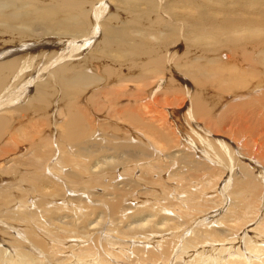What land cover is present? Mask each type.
<instances>
[{
	"label": "bare ground",
	"instance_id": "obj_1",
	"mask_svg": "<svg viewBox=\"0 0 264 264\" xmlns=\"http://www.w3.org/2000/svg\"><path fill=\"white\" fill-rule=\"evenodd\" d=\"M179 2H181L180 6L184 9V12L182 10L172 13L175 14V18L179 19L180 17L184 21L186 35L183 34V36L185 35V39L187 38L185 42L188 39L190 40L189 42L194 41V44L196 43L202 51L201 55H199L200 58L197 57L200 59L199 61L187 62L186 60L185 63H181L180 61L181 64L179 67L181 69L178 68L177 71V69L173 70L172 68L167 67L170 65V61H172L173 58H175V60L173 59L174 61H179L180 57L178 58L175 56V51H170V49L172 48L176 50L178 48L177 41L181 34V28L180 25L169 21L170 19H168L162 12L160 13L161 10L159 9L160 4L158 0H0L1 35H3L5 31H13L16 34L18 33L20 35L19 37L22 39H26L25 35L28 34L24 33L23 30L27 31L28 29L30 31L32 27V29H35L34 25H40L44 29L50 31L48 37H50L49 35L52 36V34H50L51 31L53 33L56 32L54 34L56 36L57 34L59 35V33L63 34V36H69L65 41L62 40L64 41L63 43L58 41L60 38L58 40H56L55 37L49 39V43L45 44L44 47H54L57 44L62 46L63 44V50H60L59 52L57 51L58 49L55 51L52 50V52H46L43 50L45 54L48 53V56L43 63H40L41 60L32 61L36 58L35 56L38 55L31 54L27 58L29 52L36 48L35 45L24 46L17 50L16 46L10 47L2 43L4 40L1 39L2 36L0 35V138L2 139V137H6L13 132L10 135V137L12 136L10 140L8 138L9 136L7 137L10 142L6 145L10 148H14L12 151L18 150L15 157L12 159L17 164L15 166L11 165L9 171L6 173L9 175L11 174V177L15 176L17 178V176L24 175V173H21L22 170H20V167H31L27 175L25 174L26 176H22V181L20 182L19 180L18 182L19 184L24 182V186L26 185L35 195V192H39V197L41 198L36 201L37 207L44 212L48 217V220L55 223L58 227L54 228V225H52L51 230L48 228L50 231H39L37 230L38 227L36 224H32L41 221L38 211H26L27 209L23 211L20 209L16 214H12L7 208L3 210L2 206L8 207L9 203L11 205L12 201L16 200L19 193L17 194L16 192L18 189L12 191L9 187H4L5 185H3V182L9 180L10 178L8 177L10 176H4V173H0V187L1 185L3 186V188H0V213L7 219L13 218L16 222V224H12L11 222H5L4 219H2V222L6 223V230L0 231V242L7 246V248H1L0 246V264L132 263L131 261L123 259V257H121L124 256L122 253L119 255L118 252V254L114 253L115 251L112 253L111 250L108 249L110 243V245H114L117 242L123 244L119 242L118 238H116L117 240L111 238V240H107V242L104 241L103 243V247H106L105 250H108L115 256V258H118L117 263L110 261L106 256L101 258V260L96 261L94 259L96 251L92 244L87 247H80V250L73 253L72 251H75L73 248L74 243H70L71 241L69 240L74 237L89 238L88 231L105 222L106 214L101 216V218H99L100 220H96L97 214L94 218L92 217L93 215H90L91 213L95 214V212H93L95 211V208H92L89 211V214L85 215L87 216L86 219L84 218V220L82 219L81 221V223H84L83 227H85L82 232L80 230L81 226H79L78 229L74 228L76 223H73L72 227L69 225L68 220L62 222L65 214H61L62 211H58V208L63 209L64 207H61V204L58 205L56 201L62 200V196H64V189H60L61 183H59L62 179H68V183L72 186L75 184H81V188L85 191H88L90 187L94 188L95 183H97V185L102 183L103 178L107 176L104 172L106 167L104 168L102 166L104 169L96 170L98 169V166L96 164L93 166L92 164L93 168H89L88 165L91 162L86 158L87 154L83 153L84 151L81 153L79 150L87 149L88 141L85 139L86 136L98 130H100L101 134L105 136L107 135L105 132H108V130L112 133H118L121 129L127 131V129L122 128L120 121H127L129 124L131 123L133 125V127H131L132 130L140 131L137 134L129 132L124 134L125 138L129 140V143L123 146L125 149L124 153H126L125 156L131 157L127 159L128 162L147 158H153V160H155L156 157L154 151L157 150L163 153L173 147L175 148L183 145L182 149L186 152L183 153V155L185 154L186 156L182 158L186 161L185 165H187V168L183 170L185 167H182L181 172H176L172 178L169 176V181L170 179H175V186H171V190L174 188L178 195L180 193H187L181 200L183 201V204L186 203L188 209L186 210L185 207L180 205L182 203H179V214L183 216V220L178 223L179 220L177 221V219L170 217V215L168 216V214L166 215V213H163V215L159 214L164 208L167 209L166 207H171L173 209L171 212L174 210L176 211L177 205L171 204L170 202L172 201H169L170 204L165 203L167 206L164 208H161L157 204L159 207L157 209L158 212H155L156 209H153L155 206L152 205V202L147 203L146 201V203H144L146 207H140L141 209L135 210L134 213L128 217L130 218L129 222L132 224L129 225L130 227L128 229L125 228L123 230L122 226L118 227V224H116L115 227L110 229L111 231L116 229L118 231L117 234L122 235V237L119 236L121 238L124 236L127 238L129 237L130 239V237L133 236V238L137 237L139 239L140 237H138V235L141 234L149 237L155 233V231L169 232V230L174 229L176 233L174 236H171V239L166 241L162 240L158 243L161 244L159 250L157 249L158 251H156L157 253L151 249L152 256L154 255L155 257H152L154 259L153 261L156 262L155 264L161 263L158 261H160L162 257L163 259H166L164 264H168V262H170L169 264H172V262L173 264H191V262L192 264H264V245H262L264 244V239H261L260 241V238H257L260 233L258 235L252 233V235L255 236H249L251 233L244 230V234L241 232L243 234L241 237L238 235L239 229H242L241 227L245 225V223H249L247 216L250 213L253 214L257 207L258 199H261L260 192H262L264 188V182L261 184V181L262 177H264V173H262L261 177L259 176V179H257L254 174H252L253 176L249 174L248 178L246 177L245 180L240 179L242 176L240 178H233L237 172L242 173L241 171H244L245 167L247 168L249 166L251 169L254 167L250 161H247L246 164L248 166H246V164H243L244 161L242 162V160H244V157L247 155L252 157L253 154L256 155L259 153L256 152L258 149L251 148L253 146H248L247 143L240 148L245 149V152L243 151V153L241 150L239 151V145L237 143L241 140L237 136L235 137L238 139L233 138L236 141L234 142L231 138L230 140L223 137V135L220 136L215 130H213L214 127H217V122L214 121L216 120L217 115L215 112L219 111L224 104L234 105L240 101L243 102L236 105L239 108L241 105L245 107V104L248 106L255 104L257 110L253 111V116H255L256 112L259 116L257 119L259 122L261 121V124H264L262 123L264 122V0H233V4L232 1L226 2L225 0H166L165 3L163 2V10L170 12L169 10H171L172 7L173 9L174 7H177L176 9H178L180 7L178 5ZM113 4L117 5L121 10L118 11L117 9L116 13H112ZM117 6L115 8H117ZM73 37H77V39H73ZM97 38H100V40L96 46V53H94L95 51L92 52L91 50L93 49H91L90 51L92 53L88 52V54H86L87 50L91 48L93 41ZM50 41H52V43ZM221 42H228V47L225 46L222 47V49L220 46ZM239 42H243L244 44H240ZM247 42H251L252 44L250 43V46H248L249 44L246 45ZM173 44H175L174 46L176 48H174V46L172 47ZM219 50V58H215V56H217L215 55L213 57L215 59H208V57H211ZM225 51L226 53H223ZM31 52L35 53L34 51ZM82 52L84 58L73 60L75 54L78 55V53ZM184 53L190 55L192 52L188 49ZM188 55H184V57L186 58ZM101 57H104V61L109 59L108 63L110 65L104 64L103 66L100 61L102 60L100 59ZM186 59H188V57ZM190 59L191 58L189 57V60ZM41 65H43V67H40L41 72H39L37 77H33V74L36 71L32 73V70ZM124 70H126V72H124ZM172 71L174 75H172ZM45 74H49V77L46 78ZM206 76L208 78L212 77V80L215 78L219 88H221L218 90V94L221 95V93H223L222 97L224 102L220 97L215 96V92L211 93V97H207L206 92L208 89L205 91L204 89L207 87H202V85H208L206 84ZM43 77H45L44 80ZM104 79L111 81L100 84V81ZM111 82H114V85L115 83L117 84V87L114 86V90H112L113 85H109ZM253 82H255V84L251 85ZM132 83L134 84L132 85V89H134L130 90V85ZM207 83H209V81ZM223 84H227L229 88L225 90ZM32 89L34 90V94L33 96H30V90ZM109 89H111L110 94H108ZM239 89H242L243 91H239ZM158 91H162L163 94H172L178 97V99L175 97V102L172 100L168 102L169 100L167 101L166 98L162 100L158 96L160 94L158 93L157 95ZM108 95L110 96L108 97ZM143 95L146 97L141 99V96ZM102 96L105 97L104 100L100 102L99 99ZM123 97L127 98L126 103L123 102L125 100ZM166 97H169V95ZM122 98L124 100H122ZM26 99H28V102L25 105H20L16 108L18 101L24 102ZM56 100H58V102ZM95 100L99 102V104L96 103V105H100L99 107L97 106V108L95 107L98 112L106 106V108L108 107L106 113L110 115V117L113 116L116 120L113 122L108 121L109 123H107L102 119L100 127L95 128L92 126L90 116L95 109L93 110L91 107L95 106L93 103ZM208 100L210 103H208ZM53 101L56 102L58 106L63 102V107L60 106L62 108L59 113L65 114L64 120L62 123L60 122L61 124H58L56 115L55 120H53L58 126L50 129L43 128L46 125L45 122L50 121L51 119L47 113L49 112V107L52 105ZM254 101L256 103H253ZM166 104H169L168 106H175H170L168 108L169 110H167L166 106L163 107ZM210 104L212 105L210 106ZM213 107V110L216 109L214 117L211 119H205L206 114L212 112L211 109ZM242 110L243 108L241 111ZM239 111H235V114H238ZM34 114L42 115L44 118H41V120L39 119L41 121L39 123L34 122L35 125L33 122L27 123V120H30ZM146 115L149 116V120L146 119V117H148ZM203 116L205 117L204 119L207 120L206 124L199 126L198 131L194 130L196 137L200 139L202 146L201 144H195L193 139L194 136L190 131L189 124H191V121L194 123L196 118H200V120L203 119ZM252 119H254V117H252ZM92 120L95 121V118L93 117ZM200 123V125H202L204 121H200ZM27 124H32L34 126L29 125V127H26ZM259 125L260 124L256 126L259 127ZM193 127L194 126H192V128ZM54 135L57 137V146L61 151V156L58 160L60 166H58V168L57 166H51L53 171H50L54 172L55 176L59 175V182L46 175L43 176V172L46 169L45 167H47L46 164L49 162V159L53 157L51 155L53 149L51 140ZM37 136H44L43 138L48 137L50 141L46 140V142H44L42 139L31 145L30 140H38V138H35ZM214 136H217V138ZM131 138H138L139 141L132 142ZM254 140L259 141L256 139ZM1 141L3 142V140ZM24 141L30 142L29 144L31 146H28V144L25 146L22 145ZM247 141L249 142L250 140ZM73 146H77L78 149L76 148L75 151L78 152H72ZM69 150L71 151L69 152ZM176 150H179V147ZM247 152L251 153L247 154ZM24 153L25 156L27 153H32V156L30 158H25L23 157L24 155H21ZM240 153L243 156H240ZM71 154L73 156H71ZM196 154L197 156L199 155L200 158L196 157ZM203 154H205V156H203ZM164 155L165 154H163V156ZM159 157L156 159L157 164L149 162V165L144 167L142 175L140 174V178H147L145 181L147 183H153V187L161 185V178H164L162 174H159L163 173L162 170L165 168L164 164H162L164 159H160ZM175 157L176 156L173 157V160L171 161L172 163L175 161ZM192 157H194V159ZM203 159L208 163L203 162ZM248 160H250V158H248ZM105 162L106 164H110L112 163V160L103 161V163ZM171 162L166 164V169H168L167 167H169ZM193 163H196V167L190 166V164ZM65 165L72 166V169L70 170L71 172H67L63 175L62 169ZM163 166L164 168H162ZM201 166H206L208 172L205 171V168H201ZM212 166H215L214 168L223 167V169L219 172L214 170ZM76 167H78L80 171L83 170V173L76 171ZM108 168L110 169L111 167L108 166ZM158 168H161V170ZM107 169L105 171H107ZM213 171H215V173ZM88 172L96 174V177L90 178L92 181L87 183L83 179L84 177L82 174L87 173L88 175ZM224 172L226 173L224 174ZM111 173H113L112 170L107 174L109 175ZM124 173L128 175L130 169L125 168ZM61 174L63 176H61ZM155 174H159V177L162 175V177L159 180H154L155 177L152 179V176ZM206 174L209 175V178H207L208 181L206 180L207 183L201 181L202 183L198 184L200 189H197L195 192L192 191V181H194L195 178H203ZM224 175L225 178L223 181L219 182L220 178ZM214 176L219 179H215L213 182L212 178ZM134 178L136 177L134 176ZM134 178L129 177V179H127L131 182L128 183L130 188H127L126 185L123 187V191L121 190V187V189L119 187V189L117 188L119 192L121 190L120 196L117 193V190H115L116 187L114 188V194H116L114 197L115 199L112 197V200L108 199L106 201V198L102 197L104 200L102 202L105 203L106 201L109 205L111 217L114 221L122 216L119 215L120 213L122 214L123 211L131 208L122 206L125 196H128L129 193H134L137 186L140 185L141 179L137 178L140 181L139 182ZM201 179H198L197 183H200ZM218 182L220 183L218 187L220 189L219 193L221 194L219 195L220 199H218L219 201L217 202L215 198V203L217 204L212 205V201V206H210L206 204L208 202V198L205 197L207 194L206 191L214 189L215 186V189H217ZM188 183L190 185H188ZM209 183L211 184L210 186L207 185ZM20 189L23 190L22 188ZM25 190H23V192H25L19 200H23L24 205L27 204L29 206L27 197L30 195V198L32 193L27 189ZM60 190H62L61 195L59 194ZM13 193H16L15 199L12 196ZM155 193L151 194L156 195ZM58 194L61 197L59 196L57 198ZM147 194L146 197H149ZM166 194L168 195V192ZM156 196L162 198L160 194ZM163 196V199L167 198L165 194ZM202 196L203 201H197V199ZM151 197L152 196L150 195V199ZM73 198L75 197H71L70 200H76ZM23 201L21 203H23ZM223 202H225V206L228 204L229 207L226 209L228 212L225 213V215H218L221 212H218V210L223 209L222 207L220 208V204L222 205ZM50 203H55V205L50 207ZM68 203H71V201ZM160 203L159 205H163ZM26 206L24 208H26ZM104 206L105 205H102V207ZM215 206L216 208L214 211L207 212L209 207L212 208ZM102 207L101 209H103ZM192 209L195 211L192 212ZM152 215L154 217L151 218L150 216ZM253 215L249 216L254 217ZM102 217L104 218L103 220ZM198 217L201 218L199 219ZM244 218L246 220H244ZM255 219L256 217H254V220ZM170 220H173L174 222H170ZM202 222L206 223L205 225L207 227L205 225L202 226H204V229L205 227L207 229H205V232L199 233L198 231L203 228H197L196 225ZM228 222H232V224H229ZM215 223H224V227L225 224H227V226L231 225L233 230L226 231L225 229H222V226H217L218 228H216V225L214 228L210 227L211 224ZM38 224L40 229L43 225L42 223ZM183 224L185 225L183 226ZM194 227L195 230L191 232L194 234H191V237L185 240L183 244L184 247L182 244H179V247L177 248V253L178 249L180 250L177 257L178 259H182V262L180 261L179 263L178 259L174 261L173 257L176 254V243L172 246L171 241L175 239L178 243V240L180 241L186 237L185 235ZM248 227L249 226L247 225V228ZM225 228L229 229L227 227ZM1 229L0 226V230ZM259 229L264 233L263 226ZM54 231H57V233ZM67 238L70 239L67 241ZM95 238L99 237L96 236ZM240 241L241 244L237 247L233 244L234 242L240 243ZM96 243H98L97 240L95 241V244ZM64 244L66 247L62 246ZM116 245L118 244H115V246ZM197 246L203 247L201 248L202 251L200 253H198L200 249L196 250ZM9 247L10 250H8ZM68 247V253L71 255L69 254L63 257H58L59 252L61 253L64 248ZM123 248L125 250V247ZM139 249V247H135L138 254L142 250ZM8 251L9 254H13L10 258H5ZM126 252H128L127 248ZM190 252H192V255H189ZM254 253H257L258 256H253ZM123 254H125V252ZM143 257L141 258L142 262L139 261L142 264L149 259L147 258L145 260ZM192 257L194 259L189 261L188 258ZM72 258L74 259L73 261ZM132 264H134V261Z\"/></svg>",
	"mask_w": 264,
	"mask_h": 264
},
{
	"label": "rangeland",
	"instance_id": "obj_2",
	"mask_svg": "<svg viewBox=\"0 0 264 264\" xmlns=\"http://www.w3.org/2000/svg\"><path fill=\"white\" fill-rule=\"evenodd\" d=\"M165 1L166 0H158V2H159V9L161 10H159L160 11V13L162 12L168 19H170L169 21H171V22H173V23H175V24H177V25H180V28H181V34H180V36H179V40L177 41V46H178V48L176 49V50H174V49H170V51H175V56H177L178 58H179V61L178 60H176V61H174L175 60V58H173L172 59V61H170V65L167 67V68H172L173 70H175V69H177V71H178V68L179 69H181L180 67H179V65L181 64V63H185V61L187 60V62H196V61H199L200 59V57H199V55H201V48L198 46V45H196V43L194 44V41L193 42H189L190 40L188 39L186 42H185V40L187 39H185V35H186V28H185V25H184V21H183V19H181L180 17H179V19H177V18H175V14H173L172 12H176V11H182L183 10V12H184V9H182V7L180 6V3L181 2H179V6L181 7H179L178 9H176L175 7H174V9H173V7L171 8V10H169L170 12H166V11H164L163 10V4L165 3ZM226 2H231L232 1V4H233V0H225ZM164 2V3H163ZM184 4V3H183ZM230 4V3H229ZM117 5H115V4H113V6H112V13L114 12V13H116L117 12V9H118V11L119 10H121V9H119V7L117 6V8H115ZM161 6V7H160ZM231 6V5H230ZM167 13V14H166ZM168 14H170V15H168ZM173 14V15H172ZM171 16V17H170ZM181 19V20H180ZM173 20V21H172ZM177 21V22H176ZM19 27H20V25H18ZM34 27H35V29H32L31 28V30L29 31L28 29H27V31H25V30H23L24 31V33H26V34H28V35H25L26 36V39L24 38V39H22L21 37H19L20 35L17 33H15V32H13V31H11V30H9V31H11V32H6L5 31V33L3 34V35H1L2 37H1V39H3L4 41L2 42V43H4V44H6L7 46H10V47H17V50H19V48H22V47H24V46H28V45H35L36 46V48L35 49H33V50H31V51H34L35 53H32L31 51L29 52V54L27 55V58H28V56L29 55H38V56H35L36 58L34 59V60H32V61H39V60H41V62L40 63H43L44 61H45V58L48 56V53H44L43 52V50L44 51H46V52H48V51H51L52 52V50L53 51H55V50H57L58 52L60 51V50H63V44H62V46L61 45H59V44H57L56 46H54V47H44V45L45 44H47V43H49L48 42V40L49 39H52V37H55L56 38V40H58L59 38H60V40H58L59 42H64L69 36L68 35H64L63 36V34H60L59 33V35L57 34V36L56 35H54L55 33H53L52 31H51V33L50 34H52V36L51 35H49L50 37H48V34H49V32L50 31H48L47 29H44L43 27H41L40 25H34ZM37 27V28H36ZM20 28H22V27H20ZM19 29V28H18ZM23 29V28H22ZM21 30V29H20ZM183 30V31H182ZM4 32V31H3ZM45 32H46V34H45ZM58 33V32H57ZM183 34H185L184 36H183ZM45 35V36H44ZM47 36V37H46ZM65 36H67V37H65ZM19 37V38H18ZM47 38V39H46ZM45 39H46V41H45ZM73 39H77V37H73ZM21 40V41H20ZM62 40H64V41H62ZM99 40H100V38H97L96 40H94L93 41V44H92V46H91V48H89V50H87V52H86V54H88V52L90 53L91 51L92 52H94V53H96V49H97V44H98V42H99ZM257 41V40H256ZM51 43H52V41H50ZM96 42V43H95ZM1 43V44H2ZM11 43V44H10ZM240 44H244L243 42H239ZM238 43V44H239ZM250 43L251 42H247L246 43V45L247 44H249L248 46H250ZM43 44V45H42ZM96 44V45H95ZM189 44H190V46H189ZM191 44H193V45H191ZM230 44V43H229ZM252 44V43H251ZM5 45V46H6ZM175 44H173L172 45V47L174 46ZM228 45V42H221L220 43V46H221V48L222 47H225V46H227ZM38 46V47H37ZM58 46V47H57ZM60 46V47H59ZM189 46V47H188ZM196 48H195V47ZM228 47V46H227ZM40 48V49H39ZM55 48V49H54ZM60 48H62V49H60ZM174 48H176L175 46H174ZM191 50V52L192 53H190V55H188L187 53H184L186 50ZM51 49V50H50ZM91 49H93V50H91ZM197 49V50H196ZM223 49V48H222ZM37 50V51H36ZM91 50V51H90ZM91 52V53H92ZM219 52H220V50L219 51H217L216 53H214L211 57H208V59H215V58H219L218 57V55H219ZM18 53V52H17ZM178 53V54H177ZM223 53H226V51L225 52H223ZM177 54V55H176ZM17 55V54H16ZM42 56V57H40V56ZM79 55V56H78ZM78 55L77 54H75V56H73V60L74 59H77V60H80V59H82V58H84L82 55H83V52L82 53H78ZM184 55H188V56H186V58L188 57V59H186L185 57H184ZM215 55H217V56H215ZM195 56V57H194ZM215 56V58H213ZM176 57V58H177ZM189 57L191 58L190 60H189ZM197 57H199V58H197ZM104 57H101L100 59H102V60H100L101 61V63H102V65L104 66V64H107V65H110L109 63H108V61H109V59H107V60H105L104 61V59H103ZM184 58V59H183ZM197 59V60H196ZM97 60V59H96ZM195 60V61H194ZM176 62V63H174V62ZM180 61H181V63H180ZM182 61H184V62H182ZM172 62H173V65H172ZM186 62V63H187ZM205 63V62H204ZM195 64V63H194ZM196 65V64H195ZM113 66H114V64H113ZM119 66H120V64H119ZM118 66V67H119ZM197 66V65H196ZM40 67H43V65H41V66H37L36 68H34L33 70H32V73H34L35 71V73L33 74V77L35 76V77H37V75L39 74V72H41L40 71ZM29 70H30V68H29ZM49 71H51V70H49ZM124 72H126V70H124ZM48 73H50V72H48ZM172 73V75H174V73H173V71L171 72ZM126 74V73H125ZM45 77L47 78V77H49V74L47 75V74H45ZM45 77H43V80L45 79ZM191 77V76H190ZM207 77V76H206ZM194 78H195V76H194ZM191 79V78H190ZM214 80H215V78H214ZM214 80H212V77H207L206 78V84H208V85H202V87H207L206 89H204V88H201V89H204L205 91H207V89H208V91L206 92V95H207V97H211V93L212 92H215L214 94H215V96L216 97H220V99H222V101L224 102V99H223V97H222V94L223 93H221V95H219L218 94V90H220L221 88H219V85L217 84V82H216V80L214 81ZM99 81V80H98ZM109 82L111 81V80H108ZM106 79H104V80H101L100 81V84H102V83H106V82H108ZM209 81V83H212V84H209V83H207ZM211 81V82H210ZM115 82V81H114ZM114 82H111V84H109V85H113L112 87V90H114V86L115 87H117V84L115 83V85H114ZM119 83V82H118ZM216 84V85H215ZM255 84V82H253V83H251V85H254ZM124 85V84H123ZM132 85H134L133 83L130 85V87H131V89L130 90H133L132 89ZM213 85H215V86H213ZM223 86H225V90L227 89V88H229V86H227V84H223ZM222 86V87H223ZM211 87V88H210ZM124 88V87H123ZM246 88H248V87H246ZM126 89H127V87H126ZM110 90L111 89H109L108 90V94H110ZM163 90H164V88H163ZM242 89H239V91H241ZM34 90L32 89V90H30V96H33V94H34V92H33ZM209 91H211V92H209ZM243 91V90H242ZM204 92V91H203ZM221 92V91H220ZM158 93L160 94V95H158ZM225 93V92H224ZM157 95L159 96V98L160 99H164V98H166V100L168 101V102H170V100H172L173 102H175L176 101V98L178 99V97H176V96H174V95H172V94H163V92L162 91H158L157 92ZM167 95H169V97H166ZM228 95V94H227ZM230 95V94H229ZM110 95H108V97H109ZM135 96V95H134ZM232 96V95H231ZM105 97V96H104ZM104 97L102 96L100 99H99V101L101 102L102 100H104ZM146 96H141V99L142 98H145ZM154 97V96H153ZM176 97V98H175ZM125 100H124V99ZM122 98V100H124L123 102H127L126 100H127V98L126 97H123ZM168 98V99H167ZM175 98V99H174ZM225 99H226V95H225ZM121 100V101H122ZM230 100H232V99H230ZM241 100V99H240ZM55 101V100H54ZM52 102V105H50V107H49V112L47 113L48 114V116L51 118L50 119V121H47V122H49V123H47V122H45V126L43 127V128H53V127H57L58 125L57 124H55L56 122H54V120H55V116L57 115V123L58 124H61L62 123V121L64 120V117H65V114L64 113H62V114H60L59 112L61 111V108L63 107V102H61V104L58 106L57 104H56V102ZM57 102H58V100H56ZM28 102V99H26L24 102H21V101H18L17 102V105H16V108L17 107H19L20 105H25L26 103ZM243 101H240L239 103H236V104H234V105H225L224 104V106H222V108L219 110V111H216V109L215 110H213L214 109V107L211 109L212 110V112H208V114H206V118L203 116L202 118L203 119H201L200 120V118H196V121H194V123L191 121V124H189V127H190V131L193 133V139H194V142H195V144L197 143L198 145H200L201 143V141H200V139L198 138V137H196V134H195V132H194V130H196V131H198V127L199 126H203L204 124H206V122H207V120H205V119H211L212 117H214V112L215 113H217V115H216V120H214L215 122H217V127L215 128H213V130H215L216 132H217V134L218 135H220V136H222L223 135V137H226L227 139H232L234 142H236L235 141V139H233V138H239L241 141H239L237 144L239 145V151L241 150L242 152L244 151L245 152V149H240V148H242V145H244V144H247L248 143V146H253V147H251V148H255L256 150L258 149V151H256V152H259V153H257L256 155L255 154H253L252 155V157H249V155H247L246 157H244V160H242V162H243V164H246L247 163V161H250L251 162V164L252 165H254V167L251 169V168H249V166L246 164V166H248L246 169L244 168V171H241L242 173H240V172H237L234 176H233V178H236V177H241L240 179H242V180H245L246 179V177L248 178V176H249V174L250 175H252V174H254V176L255 177H257V179H259V176L261 177L262 176V173H264V124H261V121L259 122V120L257 119V118H259V116H258V114H256V112H255V116H253L254 114V112L253 111H256L257 110V107H256V105L255 104H253V105H251V106H248L247 104H245V107H243V105H241V107L243 108V110L241 111V107L239 108V107H237L236 105H238V104H240V103H242ZM22 103V104H21ZM94 104H95V106L93 107H91L93 110L95 109V107L97 108V106L98 105H96V103H98L99 104V102L98 101H94L93 102ZM208 103H210V101L208 100ZM252 103V102H251ZM253 103H256L255 101L253 102ZM169 104H166V105H164L163 107H165L166 106V109L167 110H169L168 108L170 107V106H172V107H174L175 105H170V106H168ZM212 104H210V106H211ZM52 106V107H51ZM60 106H62V107H60ZM100 106V105H99ZM98 106V107H99ZM102 106V105H101ZM15 107V106H14ZM105 107V108H104ZM103 108H102V110H100L99 112H98V110L97 109H95V111H91L92 113H91V116H90V120H91V124H92V126H94L95 128L96 127H100V125L102 124V122H101V120L103 119V120H105L107 123H109V122H113V121H115L116 119L113 117V116H111L110 117V115H108L106 112L108 111V107L106 108V106H104ZM116 107H117V105H116ZM235 107H237V108H235ZM101 108V107H100ZM99 108V109H100ZM245 108V109H244ZM7 109H11V108H7ZM224 109V110H223ZM51 110H53V111H51ZM57 110V111H56ZM237 110L239 111V112H241V113H239L238 112V114H235V111L237 112ZM56 111V112H55ZM143 111H145V110H143ZM243 111H246V112H243ZM1 112H3V111H1ZM52 112V113H51ZM235 115H234V114ZM244 113H246V114H244ZM109 117H108V116ZM144 115V114H143ZM149 115V114H148ZM148 115H146V116H148ZM258 116V117H257ZM33 117V118H32ZM32 117L30 118V120H27L28 122L27 123H29V122H35V123H39V122H41L40 120H41V118H44L42 115H38V114H34V115H32ZM95 118V121L94 120H92V118ZM108 117V118H107ZM250 117H251V119H250ZM252 117H254V119H252ZM149 118V116L148 117H146V119H148ZM205 118V119H204ZM34 121H33V120ZM40 119V120H39ZM54 119V120H53ZM39 120V121H38ZM43 120V119H42ZM149 120V119H148ZM204 121V123H202V125H200L201 123H200V121L201 122H203ZM93 121V122H92ZM109 121V122H108ZM61 122V123H60ZM210 122V121H209ZM257 122H259V123H257ZM35 123H34V125H35ZM42 123H43V121H42ZM54 123V124H53ZM95 123V124H94ZM255 123H256V125L258 126V124H260L259 125V127H257L256 125H255ZM262 123H264V122H262ZM48 124V125H47ZM94 124V125H93ZM122 124V125H121ZM29 125L30 126H34V125H32V124H27V126L26 127H29ZM120 125L122 126V128H125V129H127V131L125 130H119V132L118 133H112V132H110V130H108V132H105L107 135L105 136V135H103V134H101V132H100V130H98V131H96V132H94V133H92V134H90V135H88V136H86V138L85 139H87V141H88V143H87V145H88V147H87V149H82V150H79L81 153L83 152V153H86L87 154V157L86 158H88V160L91 162L88 166H89V168H93V166L96 164L97 166H98V169H96V170H102V169H104L105 167H106V169L108 168V166H110L111 168L109 169H107V171H105L106 169H104V172L106 173L105 175H107V176H105V178H103V181H102V183L99 185H97V183H95V185H94V188H92V187H90L89 189H88V191L86 190H83V188H81L82 187V185L80 184H75L74 186H72L70 183H68V179H62L60 182L58 181L59 179H60V177H59V175H57V176H55L54 175V172H51L50 170H52L51 169V166H57V168H58V166H60V164H59V162H58V160H59V158H60V156H61V151L58 149V144H57V137H55V135L51 138L52 140V142H51V145L53 144V149H52V152H51V155L53 156H51L50 158L51 159H49V164L47 163L46 165H47V167H45L46 169L44 170V172H43V176H48L49 178H51V179H54V180H56L57 182H59V183H61V187H60V189H64L63 190V193H64V196H62V200H56L57 201V204L59 205V204H61V207L63 206L64 208L62 209V208H58V211H62L61 212V214H65V216H64V218H63V220H62V222H65V220H68L69 222V225H71L72 227H73V223H76L75 224V226H74V228H79V226H81L80 227V230L83 232V230L85 229V227H83V222L81 223V221H82V219L84 220V218L86 219V217L87 216H85L86 214H89V211L92 209V208H95V211H93V212H95V214H93V213H91L90 215L94 218L95 217V215H96V220H98L99 218H101V216H104L105 214H106V220H105V222H103L101 225H97L96 227H94V228H91L90 229V231H88L89 233V238H72L71 240H69L70 238H67L66 240L68 241H71L70 243H74V249H75V251H72L73 253H76V251H78V250H80L79 248L80 247H87V246H89L90 244H92V246L94 247V249H95V251H96V253H95V257H94V259L96 260V261H98V260H101V258H103V257H107V259H109L110 261H112V262H114V263H117V261H118V258H115V256L114 255H112L108 250H105V248L103 247L104 245H103V243H104V241L105 242H107V240L109 241V240H111V238L114 240H117L116 238H118V240H119V242H121V243H123V244H120V243H115V242H112V243H115V244H118V245H116L115 246V244L113 245H110L109 244V242H108V249L109 250H111V252L113 253L114 251V253H119V255H121V253H122V255H124V256H121V257H123V259H126V260H128V261H131L132 263H133V261H134V264H136V263H140L139 261H141V258L143 257V258H145V260L147 259V258H149L148 260H146L144 263L145 264H155L156 262L155 261H153L154 259L153 258H155L154 257V255L152 256V253H151V249H153L155 252L156 251H158L159 250V246H160V244H158L159 242H161L162 240L163 241H166V240H169V239H171L172 237L171 236H174L175 235V231H174V229L173 230H169V232L167 231H159V232H157V231H155V233H153V234H155V235H150L149 237L147 236V235H145L144 236V234L141 236V235H138V237H140L139 239L137 238V237H134L133 238V236H131L130 237V239H129V237L127 238V237H124L123 236V238H121L122 237V235H120V234H117V230L116 229H114V231H111L110 229H112L113 227H115V225L116 224H118V227H121L122 226V229L124 230L125 228L126 229H128L130 226L129 225H132L130 222H129V220H130V218H128V217H130V215H132V213H134V211L135 210H139V209H141L140 207H146L145 206V204L144 203H146V201H147V203L148 202H152V205L153 206H155L153 209L155 210V212H158L157 211V209L159 208L158 206H160L161 208L163 207H166L167 205V203L168 204H175V205H177L176 206V211L174 210V211H172L171 212V210H173L171 207H166L167 209H161L162 210V212H159V214H162L163 215V213L165 214L166 213V215L168 214V216L170 215V217H174L175 219H177V221H178V223H180V222H182V220H183V216H181V214H179V210L180 209H178V205H179V203H182L183 201L181 200V199H183L185 196H186V194L185 193H180L179 195L176 193V191L174 190V188H173V190H171L172 189V187H174L175 186V179H170V181H169V176H170V178H172L173 177V175L174 174H176V172H178V173H180L181 172V170H182V167H185L183 170H185L186 168H187V165H185V162L186 161H184V158H182V157H184V156H186L185 154L183 155V153H186L182 148H183V145H181V146H178L179 147V150H176L178 147H173L172 149H170V150H167L166 152H160V151H154V155H155V157H156V159L159 157V156H161V157H159L160 159L161 158H163L164 159V162L162 163V164H164V166H165V168H164V166L162 167V168H164V170H162V172L163 173H159V174H162L163 176H164V178H161L162 177V175H161V177H159V174H155L154 176H152V179L154 178V180H159L160 178H161V185H156V187H153L154 185H153V183H147L146 181H145V179H147V178H145V179H141L140 178V176L142 175V173H143V170H144V167H146L147 165H149V162L150 163H156L157 164V160L155 159V160H153V158H147V159H139L138 161H131V162H128V158H131V157H127V156H125L126 155V153H124V145H127V143H129V140L128 139H126L125 138V136H124V134L126 133V132H129V133H133V134H137V133H139L140 131H135V130H132V128L131 127H133V125L130 123L129 124V122H127V121H125V122H123V121H120ZM220 125V126H219ZM223 125V126H222ZM255 125V126H254ZM192 126H194L193 128H192ZM197 127V128H196ZM211 127V126H210ZM25 128V127H24ZM23 128V129H24ZM219 128H221V129H219ZM21 129V128H20ZM26 129V128H25ZM93 129V128H92ZM217 129H219V130H217ZM15 130V129H14ZM219 131V132H218ZM11 133H13V132H11ZM11 133L9 134V135H7L6 137H2V139L0 138V173H4V176H10L9 174H7L6 172H8L9 171V168L11 167V165H13V166H15L17 163L15 162V161H13L12 159L15 157V154L18 152V150H16V151H12V149L14 150V148H10L9 146H7L6 144H8L10 141V138H12V136L10 137V135H11ZM215 133V132H214ZM220 133V134H219ZM223 133V134H222ZM109 134V135H108ZM216 134V133H215ZM216 134V135H217ZM9 136V137H8ZM45 136V135H44ZM44 136H37V137H35V138H38V140L37 139H35V141H32V140H30L31 141V143L30 142H27V141H24L23 143H22V145H26V144H28V146H31L32 145V143H35V142H37V141H40V140H44V142H46V140H49V138L48 137H46V138H43ZM235 136H237V137H235ZM9 138V140H8V138ZM105 137V138H104ZM215 137V136H214ZM256 137V138H255ZM5 138V139H4ZM48 138V139H47ZM215 138H217V136L215 137ZM219 138V137H218ZM237 138V139H238ZM258 138H260V139H258ZM132 139V138H131ZM230 139V140H231ZM254 139H256V140H259V141H255ZM1 140H3V142L1 141ZM84 140V139H83ZM219 140V139H218ZM221 140V139H220ZM247 140H250L249 142L247 141ZM7 141V142H6ZM50 141V140H49ZM53 141H55V142H53ZM132 142H138L139 141V139L137 138H134V139H132L131 140ZM243 141V142H242ZM242 142V143H241ZM257 142V143H256ZM31 145H30V144ZM252 143V144H251ZM48 144V143H47ZM254 144V145H253ZM6 145V146H5ZM202 145V144H201ZM3 146H4V148H3ZM24 146H22V147H24ZM203 146V145H202ZM5 148H6V150H5ZM29 148V147H28ZM27 148V149H28ZM31 148V147H30ZM77 148V146H73L72 147V152L74 153H76V152H78V151H75V149ZM185 148V147H184ZM263 148V149H262ZM32 149V148H31ZM78 149V148H77ZM146 149V148H145ZM153 150V149H152ZM205 150V149H204ZM3 151H4V153H3ZM71 150H69V152H70ZM87 151V152H86ZM255 151V150H254ZM79 152V153H80ZM127 152V151H126ZM243 152V153H244ZM6 153V154H5ZM26 153V152H25ZM25 153L24 154H21V155H24L23 157H25V158H30L31 156H32V153H27L26 154V156H25ZM53 153V154H52ZM248 153H251V152H247V154ZM261 153H263V154H261ZM163 154H165L164 156H163ZM128 155V154H127ZM168 155V156H167ZM239 155V154H238ZM263 155V156H262ZM71 156H73L72 154H71ZM129 156V155H128ZM174 156H176L175 158H174V160L175 161H173V163L171 162L172 160H173V157ZM203 156H205V154H203ZM240 156H243L241 153H240ZM256 156V157H255ZM18 157H22V156H18ZM178 157H179V160H178ZM196 157H198V158H200V156L198 155L197 156V154H196ZM261 157V158H260ZM8 158V159H7ZM11 158V159H10ZM177 158V159H176ZM182 158V159H181ZM193 159H194V157H192ZM248 158H250V160H248ZM256 158H258V159H260V160H258V159H256ZM210 159V158H209ZM110 160H112V163H110V164H106V162L105 163H103V161H110ZM182 160V161H181ZM252 160V161H251ZM246 161V162H245ZM126 162H127V167H126ZM171 162V164L169 165V167H167L168 169H166V164H169ZM203 162H205V163H208V162H206L204 159H203ZM211 162V161H210ZM213 162H215V161H213ZM180 163V164H179ZM81 164V163H80ZM92 164H93V166H92ZM117 164V165H116ZM183 164V165H182ZM211 164H213V163H211ZM211 164H209V165H211ZM112 165V166H111ZM129 165V166H128ZM102 166L104 167V168H102ZM190 166H195L196 167V163H193V164H190ZM143 167V168H142ZM189 167V166H188ZM213 168L215 167V166H212ZM31 167L30 166H25V167H20V170H22V172L21 173H24V175L22 174V176H26L27 175V173H28V171H29V169H30ZM125 168H129L130 169V173L127 175L126 173H124V171H125ZM201 168H205L206 170V172H208L207 170V168H206V166H201ZM236 168V167H235ZM27 169V170H26ZM72 169V166H68V165H65L64 166V168L62 169V171H63V175L65 174V173H67V172H71L70 170ZM159 170H161V168H158ZM212 169V168H211ZM222 169H223V167L222 168H214V170H217V171H222ZM113 171V173H111V174H107V173H110V171ZM53 171V170H52ZM76 171H80L79 170V168L78 167H76ZM75 171V172H76ZM256 171V172H255ZM262 171V172H261ZM195 172H197V171H195ZM214 173H215V171H213ZM245 172H246V174H245ZM20 173V174H21ZM62 173V172H61ZM80 173H83V170L82 171H80ZM95 173V172H94ZM131 173H132V175H131ZM134 173V174H133ZM172 173V174H171ZM226 172H224V174H225ZM26 174V175H25ZM141 174V175H140ZM231 174H232V172H231ZM243 174V175H242ZM62 174H61V176H63ZM83 175V179L88 183V182H90V181H92L90 178H92V177H96V174H92V173H89L88 172V175H87V173L86 174H82ZM86 175V176H85ZM258 175V176H257ZM1 176V175H0ZM22 176H17V178L15 177V176H13V177H8V178H10L9 180H7V181H5V182H3V185H5L4 187H9V189H11L12 191H14V190H16V189H18L16 192H17V194H18V196H17V198H16V193L14 194H12V196H13V198L15 199L16 198V200H13L12 201V203H11V205H10V203H9V205H8V207H4V206H2V209L4 210L5 208H7V210H9L12 214L13 213H15L16 214V212L17 211H19L20 209H22L23 211L25 210V209H27L26 211H32V210H34V211H38V214H40L39 216L41 217L40 218V222H37V223H32V224H36V226L38 227L37 228V230H39V231H50L51 230V227H52V225H54L53 227L55 228H58L57 227V225L55 224V223H53L52 221H50V220H48V217L44 214V212L43 211H41V209L40 208H38L37 207V203H36V201L38 200V199H40L41 197H39L40 196V194H39V192L37 193V192H35L36 193V195L35 194H33L34 192H31L30 190H29V188L25 185L24 186V182H22V183H20L21 185H22V187H21V185L19 184V180H20V182L22 181ZM134 176L136 177V178H134ZM209 175H205V176H203V178L201 179V178H195V180L194 181H192V186H191V189H192V191H197V189L199 190L200 189V186L198 185V184H201L202 182L201 181H203V182H205V183H207V181H208V179L207 178H209L208 177ZM216 176H217V174H216ZM216 176H214L213 178H212V181L214 182L215 181V179H219V178H217ZM230 176H232V175H230ZM253 176V175H252ZM15 177V178H14ZM19 177V178H18ZM129 177H133L134 179H141L139 182H140V185L139 186H137V188H136V191L134 192V193H129L128 194V196H125V198H124V202H123V206L122 207H131L130 209L128 208V210H125V211H123V213L121 214H119L121 217L120 218H117V219H115V221L112 219V217H111V210H109V205L107 204V200L108 199H111L112 200V197H113V199H115L114 197H115V195L116 194H114V188H115V190H117V188L119 187H121L120 189L123 191V187L126 185V187L127 188H130L129 186V184L128 183H131L129 180H127V179H129ZM216 177V178H215ZM12 178H13V180H12ZM225 178V175L223 176V177H221L220 178V180H219V182H221V181H223V179ZM15 179V180H14ZM18 179V180H17ZM90 179V180H89ZM127 181H126V180ZM132 179V178H131ZM130 179V180H131ZM198 179H201L200 180V183H197L198 182ZM214 179V180H213ZM149 180V179H148ZM163 180V181H162ZM207 180V181H206ZM110 181V182H109ZM129 181V182H128ZM172 181V182H171ZM16 182H17V184H16ZM125 182H127V183H125ZM211 182V181H210ZM218 182V185H217V189H215L216 188V186H215V188L214 189H209V190H207L206 191V195H205V197L206 198H208L207 199V203L206 204H208V205H210V206H212V205H214V204H217V203H215L216 202V200H217V202L219 201L218 199H220L219 198V195H221L219 192V183ZM262 182H264V177H262V181H261V184H262ZM14 183V184H13ZM135 183V182H134ZM165 183V184H164ZM171 183V184H170ZM190 183V182H189ZM188 183V185H190ZM19 184V185H18ZM27 184V183H26ZM162 184H164V185H162ZM151 185V186H150ZM208 186H210L211 184L209 183V184H207ZM15 186H17V187H15ZM167 186H169V187H167ZM172 186V187H171ZM222 186V185H221ZM264 186V185H263ZM1 187L3 188V186L1 185ZM0 187V188H1ZM12 187H14V188H12ZM27 187V188H26ZM83 187H85V186H83ZM125 187V188H126ZM152 187V188H151ZM158 187V188H157ZM166 187H167V189L169 190H167L166 189ZM20 188H22L23 190H25V189H27V190H29V192H31L30 194H31V197L29 198V196L27 197V200H28V203H29V206L27 205H24V201L23 200H19V199H21L22 198V196H23V194H24V192L26 191H24L23 192V190H21ZM118 188V189H119ZM151 188V189H150ZM165 188V189H164ZM189 188H190V186H189ZM188 188V189H189ZM191 189H189V190H191ZM121 190H120V192H121ZM146 190H147V192H146ZM163 190V191H162ZM156 193H155V192ZM211 191V192H210ZM215 191V192H214ZM28 192V193H29ZM88 192V193H87ZM120 192L117 190V193L119 194V196H120ZM125 192V191H124ZM150 192V193H149ZM158 192V193H157ZM168 192V195L166 194ZM21 193V194H20ZM147 193H149V194H147ZM151 193H155L156 195H161L162 196V198H159V196L157 197L156 195H153V194H151ZM37 194H39V195H37ZM59 194L61 195L62 194V190H60L59 191ZM58 194V196H57V198L60 196ZM140 194V195H139ZM142 194V195H141ZM146 194H147V196H149V197H146ZM166 195L167 196V198H165V199H163L164 198V196L163 195ZM150 195L152 196L151 197V199H150ZM46 196V195H45ZM44 196V197H45ZM260 196H261V199L259 200L258 199V202H257V207H258V209H257V207H256V209H255V211L258 213H256L255 211L253 212V214L252 213H250L249 215H253L254 217H256V219L254 220V217H250L249 215V217L247 216V218H248V221H249V223L247 224V223H245V225H243L241 228L242 229H239V232H238V235L241 237L243 234H244V230H246V231H248L249 233H251L249 236H255V235H258L259 233V236L257 237L258 239L260 238V241H261V239L263 240L264 239V233L263 232H261L260 231V229L259 228H262V226L264 227V188H263V190H262V192H260ZM61 197V196H60ZM71 197H75V198H73V199H76V200H70L71 199ZM78 199H77V198ZM102 197H104V198H106L105 200V203L104 202H102V201H104L103 200V198ZM154 197V198H153ZM12 198V197H11ZM171 198V199H170ZM215 198H216V200H215ZM210 199H211V201H210ZM212 199H214V200H212ZM19 200V201H18ZM149 200V201H148ZM166 200H167V202H166ZM203 201V196L201 197V198H199V199H197V201ZM23 201V203H21ZM69 201H71V203H68ZM72 201H74V202H72ZM76 201V202H75ZM78 201V202H77ZM169 201H172V202H170L169 203ZM175 201V202H174ZM213 201V202H212ZM262 201V202H261ZM155 202H157V203H155ZM160 204H163V205H159V203ZM213 204H212V203ZM36 203V204H35ZM77 203V204H76ZM131 203V204H130ZM166 203V204H165ZM177 203V204H176ZM185 203V202H184ZM79 204V205H78ZM157 204H158V206H157ZM212 204V205H211ZM220 204V203H219ZM261 204H262V206H261ZM52 205V206H51ZM55 205V203H50L49 204V206L50 207H53ZM101 205V206H100ZM102 205H105L104 207H102ZM132 205V206H131ZM146 205H148V204H146ZM150 205V204H149ZM174 205V206H175ZM180 205H182V207H185V209L187 210L188 208L186 207V203L185 204H180ZM226 204H225V202H223L222 203V205L220 204V208L222 207L223 209H220V208H218V209H220V210H218V212L219 211H221L218 215H225V213H227L228 211L226 210L227 209V207H229L228 206V204H227V206H225ZM26 206V208H24ZM71 206V207H70ZM81 206V207H80ZM86 206H88V207H86ZM70 207V208H69ZM101 207L103 208V209H101ZM24 208V209H23ZM69 208V209H68ZM71 208H73V209H71ZM214 208V209H213ZM215 208H216V206L215 207H212V208H210L209 207V209H211V210H209L208 209V211L207 212H209V211H214L215 210ZM1 209V210H2ZM65 210V211H64ZM72 210V211H71ZM94 210V209H93ZM124 210V209H123ZM34 211H33V213H34ZM141 211V210H140ZM160 211V210H159ZM195 210L194 209H192V212H194ZM35 212V213H36ZM67 212V213H66ZM5 214V213H4ZM69 214V215H68ZM100 214V215H99ZM257 214V215H256ZM262 214V215H261ZM42 215V216H41ZM115 215H117V214H115ZM185 216V215H184ZM186 216H188V215H186ZM11 217V216H10ZM47 217V218H46ZM151 218L152 217H154L153 215L152 216H150ZM0 226H1V230L0 231H5L6 230V223L5 222H11L12 224L14 223V224H16V222H15V220L12 218V219H7V218H5L3 215H1V213H0ZM193 218V217H192ZM199 219L201 218V217H198ZM2 219H4V221L5 222H2ZM7 219V220H6ZM104 218L102 217V220H103ZM191 219V218H190ZM250 219V220H249ZM71 220V221H70ZM100 220V219H99ZM244 220H246L245 218H244ZM252 220H254V221H252ZM114 221V222H113ZM126 221V222H125ZM163 221H165V220H163ZM176 221V220H175ZM261 221H262V223H261ZM2 222V223H1ZM34 222V221H33ZM170 222H174L173 220H170ZM223 222H225V221H223ZM38 223H42V227L39 229V224ZM71 223V224H70ZM178 223H176V224H178ZM203 223V222H202ZM199 223V224H197L196 226H197V228H203V229H201V230H199L198 232L199 233H202V232H205V229H207L206 227V223ZM229 224H232V222L230 223V222H228ZM253 223V224H252ZM8 224H10V223H8ZM134 224V223H133ZM258 224V225H257ZM185 224H183V226H184ZM198 225H199V227H198ZM202 225H205L206 227H205V229H204V226H202ZM216 225V226H215ZM235 225V224H234ZM247 225L250 227H248L247 228ZM251 225V226H250ZM70 226V227H71ZM182 226V227H183ZM214 226L216 227V228H218V227H220V226H222L223 228L222 229H225L226 231H229V230H233L232 228L233 227H231V225L230 226H227V224H225V227H227V228H229V229H226L225 227H224V223H222V224H211V226L210 227H213L214 228ZM218 226V227H217ZM117 227V226H116ZM258 227V228H257ZM43 228V229H42ZM48 228L50 229V230H48ZM53 228V229H54ZM196 228V229H197ZM56 230H58V229H56ZM160 230V229H159ZM189 230V229H188ZM192 230V231H191ZM193 230H195V227L194 228H191L190 229V231L185 235L186 237H184L182 240H178V243L176 242V240L175 239H173L172 241H171V244H172V246H174V243H176L175 244V255H174V257H173V255H172V257L174 258V261L176 260V259H178V257H177V255H179V253H180V250L178 249V253H177V248L179 247V244L181 245H183L184 244V242H185V240L186 239H188L189 237H191V232H193ZM250 230V231H249ZM257 230V231H256ZM174 231V232H173ZM254 231V232H253ZM259 231V232H258ZM54 232H56L57 233V231H54ZM73 232H75V231H73ZM243 234H242V233ZM48 233V232H47ZM46 233V234H47ZM248 233V234H249ZM252 233H254L255 235H252ZM84 234H86V233H84ZM148 234V233H147ZM194 234V233H193ZM192 234V235H193ZM167 235V236H166ZM168 235H170V236H168ZM96 236H98L99 238H95ZM119 236H121V237H119ZM155 236V237H154ZM109 237V238H108ZM144 237V238H143ZM108 238V239H107ZM144 240H143V239ZM76 240V241H75ZM98 241V243H96L95 244V241ZM121 240V241H120ZM150 241V242H149ZM238 241V240H237ZM69 243V244H70ZM254 243V242H253ZM52 244H53V242H52ZM127 244V245H126ZM139 244V245H138ZM233 244H235V246L237 247L239 244H241V241H240V243H236V242H234ZM4 244L3 243H1L0 242V246H1V248H7V246H3ZM177 245V246H176ZM262 245H264V244H262ZM63 247H66V245L64 244V245H62ZM123 247H125V250H124V248ZM134 247V248H133ZM135 247L137 248V247H139L140 249L139 250H141V252H139V254L137 253V251L135 250ZM156 247V248H155ZM183 247H184V245H183ZM112 248V249H111ZM126 248H127V251L128 252H126ZM129 248V249H128ZM135 250V252H134V250ZM174 248V247H173ZM201 248H203V247H201V246H197L196 247V250H199V252L198 253H200L201 251H202V249ZM68 249H69V247L68 248H64V250H62V252L60 253L59 252V256L58 257H60V256H65V255H69L70 253H68ZM94 249H93V251H94ZM158 249V250H157ZM8 250H10V247H9V249ZM29 250H31V249H29ZM55 250V249H54ZM61 251V250H60ZM64 251V252H63ZM100 251H101V253H100ZM121 251V252H120ZM150 251V252H149ZM67 252V253H66ZM125 252V254H123ZM154 252V253H155ZM117 253V254H118ZM150 253H151V255H150ZM157 253V252H156ZM13 254V253H12ZM12 254H9V251L7 252V255H5V258H10L11 256H12ZM61 254V255H60ZM174 254V253H173ZM71 255V254H70ZM189 255H192V252H190L189 253ZM253 256H258L257 255V253H254V255ZM129 257V258H128ZM137 257H140V258H137ZM153 257V258H152ZM136 258V259H135ZM133 259V260H132ZM138 259V260H137ZM172 259V258H171ZM184 259V258H183ZM189 259V261L192 259H194L193 257L192 258H188ZM74 259L72 258V261H73ZM126 260H124V261H126ZM159 260H160V258H159ZM161 260H163V261H161ZM161 260L160 261H158V262H161L162 264H164V261L166 260V259H163V257L161 258ZM191 260V261H192ZM136 261H138V262H136ZM150 261V262H149ZM178 261H179V263H180V261L182 262V259H178ZM101 262V261H100ZM130 262V263H131ZM142 262V261H141ZM131 263V264H132ZM143 263V264H144ZM161 263H159V264H161ZM170 262H168V264H169ZM140 264H142V263H140ZM158 264V263H157ZM172 264H173V262H172ZM191 264H192V262H191Z\"/></svg>",
	"mask_w": 264,
	"mask_h": 264
}]
</instances>
